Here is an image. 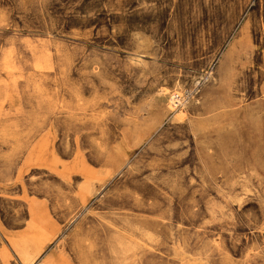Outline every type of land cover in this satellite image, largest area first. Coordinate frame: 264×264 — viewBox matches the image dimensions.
Here are the masks:
<instances>
[{
    "label": "rangeland",
    "instance_id": "obj_1",
    "mask_svg": "<svg viewBox=\"0 0 264 264\" xmlns=\"http://www.w3.org/2000/svg\"><path fill=\"white\" fill-rule=\"evenodd\" d=\"M26 249L264 264V0H0V264Z\"/></svg>",
    "mask_w": 264,
    "mask_h": 264
},
{
    "label": "bare ground",
    "instance_id": "obj_2",
    "mask_svg": "<svg viewBox=\"0 0 264 264\" xmlns=\"http://www.w3.org/2000/svg\"><path fill=\"white\" fill-rule=\"evenodd\" d=\"M179 100H174L172 101V103H174V107H172L173 109L177 107V105L179 104ZM181 104V103H180ZM33 230L35 231L33 237L31 238L33 240L34 243H41V240H43L45 238V236L47 235V231H46V213L44 210H42L41 207L37 208V211L34 212V216H33ZM26 255L24 256L25 261L27 260L28 264H31L34 258V255L31 250L26 249Z\"/></svg>",
    "mask_w": 264,
    "mask_h": 264
}]
</instances>
